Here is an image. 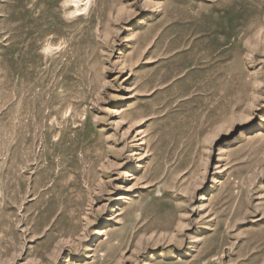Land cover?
<instances>
[{
    "label": "rangeland",
    "instance_id": "1",
    "mask_svg": "<svg viewBox=\"0 0 264 264\" xmlns=\"http://www.w3.org/2000/svg\"><path fill=\"white\" fill-rule=\"evenodd\" d=\"M0 264H264V0H0Z\"/></svg>",
    "mask_w": 264,
    "mask_h": 264
},
{
    "label": "clouds",
    "instance_id": "2",
    "mask_svg": "<svg viewBox=\"0 0 264 264\" xmlns=\"http://www.w3.org/2000/svg\"><path fill=\"white\" fill-rule=\"evenodd\" d=\"M42 53L45 55H51L56 52L55 48H52L50 46H45L44 48L41 49Z\"/></svg>",
    "mask_w": 264,
    "mask_h": 264
}]
</instances>
